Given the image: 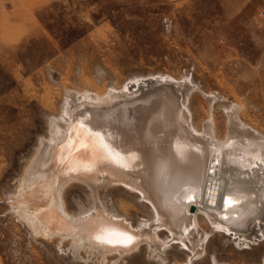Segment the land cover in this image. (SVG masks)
<instances>
[{
  "label": "rangeland",
  "instance_id": "rangeland-1",
  "mask_svg": "<svg viewBox=\"0 0 264 264\" xmlns=\"http://www.w3.org/2000/svg\"><path fill=\"white\" fill-rule=\"evenodd\" d=\"M161 73L190 93L186 111L198 129L211 121L214 136L226 140L239 122V131L264 136V0H0V264L264 263V238L240 239L198 209L192 213L205 237L193 244L205 248L198 255L167 227L146 226L156 220L153 203L121 181L103 184L104 168L90 184L65 183L67 213L101 211L132 230H155L157 240L107 251L59 231L43 213L51 198L37 186L45 143L96 101L87 96L110 100L109 92L142 77L118 95L130 101Z\"/></svg>",
  "mask_w": 264,
  "mask_h": 264
},
{
  "label": "bare ground",
  "instance_id": "bare-ground-1",
  "mask_svg": "<svg viewBox=\"0 0 264 264\" xmlns=\"http://www.w3.org/2000/svg\"><path fill=\"white\" fill-rule=\"evenodd\" d=\"M141 78L131 81L116 94L107 92L110 100L103 94L87 96L96 101L86 103L87 109L71 118L65 133L62 130L61 136L55 135L50 138L51 142H44L46 145L40 153L45 159L38 168L40 172L36 171L39 172L37 186L41 187L45 198L51 197L46 211L44 207L41 209L49 216L47 220L51 219L59 231L68 229L83 244H98L94 246L107 248V251H126L136 247L138 239L157 240L155 230H148L144 225L132 230L133 226L129 228L126 222L101 215V211L94 213L93 210V216L78 218L67 213L61 195L65 183L76 179L88 184L104 168L108 170L100 174L103 184L121 181L143 192L153 203L156 220L146 226L167 227L174 240H184L194 253L199 248L193 244H202L200 241L205 239L200 238L199 232L203 230L197 228V218L192 213L197 209L209 216L212 224L223 227L228 233L233 230L240 239L264 238V136L254 130L239 131V122L237 127L232 123L235 128L229 129L226 140L214 136L211 121H206L203 131L198 129L186 111L190 93L170 74L161 73L156 77L158 80L151 81L153 87L144 90L141 86L136 92L141 91L140 94L132 96L130 101L121 100L118 95L125 96L139 85ZM137 99L144 104L132 105ZM119 105L123 106L119 108ZM234 116L233 121L237 118ZM53 142L56 144L50 148ZM84 168L95 172L85 173ZM92 185L96 187L94 182ZM36 190V193L40 191ZM244 214L246 216H242ZM204 249H199L198 254Z\"/></svg>",
  "mask_w": 264,
  "mask_h": 264
},
{
  "label": "water",
  "instance_id": "water-1",
  "mask_svg": "<svg viewBox=\"0 0 264 264\" xmlns=\"http://www.w3.org/2000/svg\"><path fill=\"white\" fill-rule=\"evenodd\" d=\"M194 210V208L192 207V211Z\"/></svg>",
  "mask_w": 264,
  "mask_h": 264
}]
</instances>
